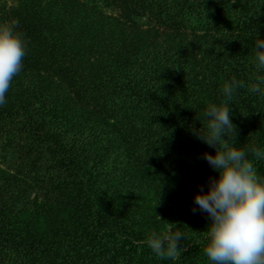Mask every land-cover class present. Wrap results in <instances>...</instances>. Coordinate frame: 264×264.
<instances>
[{
    "label": "trees",
    "instance_id": "16d2710c",
    "mask_svg": "<svg viewBox=\"0 0 264 264\" xmlns=\"http://www.w3.org/2000/svg\"><path fill=\"white\" fill-rule=\"evenodd\" d=\"M105 2L117 14L0 0L26 41L0 106V264H208L192 208L219 173L191 129L226 82L264 76V0ZM229 108L235 146L264 151V95L237 89ZM166 221L186 237L176 260L141 243Z\"/></svg>",
    "mask_w": 264,
    "mask_h": 264
},
{
    "label": "clouds",
    "instance_id": "9594fccd",
    "mask_svg": "<svg viewBox=\"0 0 264 264\" xmlns=\"http://www.w3.org/2000/svg\"><path fill=\"white\" fill-rule=\"evenodd\" d=\"M18 27V20L0 24V106L6 104V93L13 77L22 71L26 55V41ZM255 41L256 67L264 68V39L256 35ZM255 79L257 82L250 85L235 77L226 82L222 88L224 99L219 105L204 107V123L191 129L198 140L215 149L214 153H204L203 159L219 173L209 178L206 192L201 187L194 194L192 208L194 214L198 208L210 220L203 231L206 243L202 241L208 264H264V179L257 175L253 162L264 161V151L235 146L236 126L229 108L237 89L247 87L250 93L264 95V76ZM174 224L167 222L162 231L151 232L141 243L159 258L178 259L186 251V237L173 230Z\"/></svg>",
    "mask_w": 264,
    "mask_h": 264
},
{
    "label": "rangeland",
    "instance_id": "374dc122",
    "mask_svg": "<svg viewBox=\"0 0 264 264\" xmlns=\"http://www.w3.org/2000/svg\"><path fill=\"white\" fill-rule=\"evenodd\" d=\"M84 1H87V2H89L91 4H94V5H97V7H99L101 10H103L104 12H106L108 14H117L116 10H114V9H112V8H110V7H108L106 5L105 0H84ZM139 22L140 23H144V20L143 19H139ZM4 152L5 151L2 152L1 163H4V160H5L6 156H7ZM3 166L5 167V164H3Z\"/></svg>",
    "mask_w": 264,
    "mask_h": 264
}]
</instances>
